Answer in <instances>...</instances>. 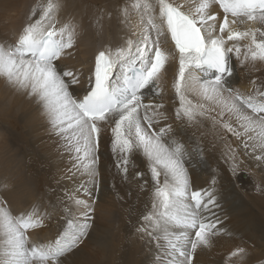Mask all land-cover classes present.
I'll return each mask as SVG.
<instances>
[{
  "label": "snow or ice",
  "instance_id": "obj_1",
  "mask_svg": "<svg viewBox=\"0 0 264 264\" xmlns=\"http://www.w3.org/2000/svg\"><path fill=\"white\" fill-rule=\"evenodd\" d=\"M215 6L223 12L222 21L213 12ZM60 9L59 0L37 3L15 43L0 41V79L41 106L69 157L62 179L75 184L51 204L53 211L63 213L65 226L49 243L32 242L29 232L42 227L51 213L32 205L13 214L0 196V264H60V258L86 238L94 213L93 189L99 190L98 151L106 126L111 128L114 167L122 180L128 181L129 169L136 168L134 154L147 164L153 182L151 206L135 231L156 249L154 264H192L196 250L210 247L222 231L217 227L222 221L213 212L220 207L217 176L208 188L193 190L188 167L203 162V148L194 146L189 153L171 124L156 127L167 116L164 105L153 103L149 93L160 95L166 65L177 59L172 83L179 102L176 119L189 127L210 121L219 139L225 136L218 130L230 133L245 155L264 165V81L251 80L250 94L231 81L233 56L242 66L251 63V71L260 70L257 62L264 63V30L233 27L245 22L264 25V0H128L119 9L120 23L133 30L136 39L99 50L87 73L57 63L74 56L79 27L71 20L61 23L56 18ZM37 10L39 18L33 19ZM133 17L138 18L135 24ZM103 18L101 9L95 17L98 28ZM162 37H170L174 52L161 46ZM82 84L86 86L77 94L73 86ZM224 157L236 175L243 163L237 147L226 142ZM144 176L141 171L133 174ZM147 183L144 180L141 190ZM246 254L237 248L231 257L242 261Z\"/></svg>",
  "mask_w": 264,
  "mask_h": 264
},
{
  "label": "bare ground",
  "instance_id": "obj_2",
  "mask_svg": "<svg viewBox=\"0 0 264 264\" xmlns=\"http://www.w3.org/2000/svg\"><path fill=\"white\" fill-rule=\"evenodd\" d=\"M42 2L44 0H0V41L15 43L33 6ZM59 3L61 9L56 18L61 23L71 20L79 27L74 56L64 57L62 61L57 62L58 64L63 63L87 73L92 68L94 56L99 50L105 47L115 49L123 45L126 39H136L134 31L120 23L119 9L128 3V0H59ZM101 9L104 10V18L101 21L102 28H98L95 17ZM213 12L222 21L223 12L218 6L213 8ZM108 13H111V18ZM38 18L39 10L33 19ZM137 19L133 17L132 23L135 24ZM233 27L239 30L249 27L264 30V25L253 22ZM231 43L233 42H229ZM239 43L243 45L248 41ZM161 46L174 52L169 37L161 38ZM231 63L234 68L232 85L239 88L242 93L250 94L254 91L251 80L256 79L257 83L264 81V63H256L259 71H251V63L242 66L235 56L232 57ZM166 69L161 80L163 91L159 96L149 93L153 103L164 105L162 111L167 116V120H161L156 127L171 124L189 153H192L194 146L203 148V162L196 163L195 167H188L191 186L195 190L206 189L215 174L216 187L220 193L218 201L220 207L213 209V212L222 221L217 225L222 231L212 238L210 247H200L196 250L192 264H196L198 258L204 261L202 264H264V206L259 203L261 199L259 193L264 192V165L257 166V161L245 155L238 147L239 142L230 133L218 130L219 134L225 136V140L219 139L218 132L213 130L210 121L205 120L202 125L189 127L186 122L177 120L175 109L179 102L172 88L177 59H171ZM83 86L86 85L73 87L77 94H81ZM144 102L149 103V100L145 99ZM46 126L50 128L44 130ZM111 136V128L106 126L100 140L98 155L103 160L100 167L102 166L105 172L107 183L103 187L104 194L107 199L121 205L117 217L105 214L106 216L98 218L97 223L93 217L90 229L96 228L99 224L98 231H88L90 235L71 252L61 257L60 264H154L153 256L156 249L147 240H141L137 233L132 234L137 242L132 241L137 244L143 243L140 248L130 245L134 249L125 250L126 243L120 242L121 232L136 228L141 222V215L150 208L153 182L147 164L139 154L133 156L136 168L129 169L128 181L122 180L121 175H116L115 159L111 153ZM226 142L237 147L240 160L243 161L240 169L244 172L239 170L233 175L229 171V165L224 157ZM46 143L49 145L48 148H45ZM62 144L61 138L51 130L41 106L0 79V196L4 197L11 210L22 200H31L34 198L33 194H37L36 203H32L31 206L38 205L41 212L50 210L54 216L61 214L58 210L53 211L52 208L41 206V199L48 201V197L56 195L57 186L50 185L42 192L41 188H38L41 178L48 177L50 169H67L70 166L69 157L63 152ZM193 162L195 163V160ZM135 171L144 172L145 176L133 178ZM144 180L148 183L144 190H141L140 185ZM5 185L8 187L5 188ZM255 188L258 193L251 192ZM133 205L139 207L135 209L137 216L129 214ZM111 218L116 220H109ZM106 229L107 237L100 240L98 236L104 235ZM127 238H130L129 235ZM237 248L246 249L247 254L242 261L239 257H231V253Z\"/></svg>",
  "mask_w": 264,
  "mask_h": 264
},
{
  "label": "rangeland",
  "instance_id": "obj_3",
  "mask_svg": "<svg viewBox=\"0 0 264 264\" xmlns=\"http://www.w3.org/2000/svg\"><path fill=\"white\" fill-rule=\"evenodd\" d=\"M49 128H50L49 126H46V129H44V130H48ZM48 147H49V145L46 143L45 144V148H48ZM112 156H114L113 153H112ZM102 161L103 160L100 159L99 160V165H98L99 166V172H100V176H99V181H100L99 189H100V191L97 192V190L93 189V193H92V197H91V199L95 200L94 213H93V217L95 218V223L99 222L98 218H101L102 216H106L105 214L111 215L110 217H112V216L117 217L118 209L121 206L119 203H116V202H113V201L107 199L106 195L104 194L103 187L105 185H107V183L105 181V179H106L105 178V172H104L102 166L100 167V164L102 163ZM65 170L66 169H64V168H59L58 170L57 169H50L48 177L41 178L40 185H39V188H38V189L41 188V192L46 187H48L50 185L57 186V188H56L57 190H55L56 195L48 197V201H45V200L41 199V206H45L47 208H51V204L56 202L57 196L61 194V191L63 189H72L74 187L75 181L62 179V176L65 175ZM240 171L244 172V170H242V169H240ZM116 175L119 176V174H117V173H116ZM256 188L253 189L251 192L252 193H258ZM198 189H203V188H198ZM193 190H195V188ZM33 195H34L33 199H31V200H27V199L22 200L17 206L13 207V210H11L13 212V214H18L20 211L26 210L27 207L31 206L32 203H36L37 194H33ZM80 195H81V197L85 198L83 196V194H80ZM259 195L261 196V199H260L259 203H261L264 206V192H262V194L259 193ZM136 206L137 205H133L131 210H129V214L130 215H132V216L136 215V210L139 208V207H136ZM105 208H107V209H105ZM46 211L51 213V218L45 220L44 221V225L42 227H40V228H38L36 230H30L29 236H30V239H31L32 242H36V243H49L48 241H53L54 242L58 238L60 232L63 230V228L65 226V221L61 218L63 216V213L61 211H60L61 214L60 215H56V216H54V214L52 212H50V210L49 211L46 210ZM263 212H264V210H263ZM109 220H116V219L111 218ZM98 225L96 226V228H93L94 230L90 229L89 231L90 232H97L98 231ZM133 229L135 230L136 228H133ZM133 229L131 231L128 229L129 232L127 230V232H121V234H120V242L121 243H126V244H124L125 250H131L132 251L134 249L133 247L140 248L142 246L141 244H143V243H140V244L139 243L138 244L135 243L137 241H135V238H134V236L132 234L135 235L136 231H133ZM107 232H108V229H106V233L104 235L98 236V238L100 240H103L104 237H107V234H108ZM89 235H90V233H88L87 236H89ZM128 235H129L130 238H127ZM132 236H133L134 239L131 238ZM124 237H125V240H124ZM126 239L129 240L131 243L129 241H127ZM132 240H134L135 242L132 241ZM117 242L119 243V241H117ZM117 242H116V244H117ZM130 245H132L133 247L130 246ZM198 259H197L196 264L197 263L198 264H202L204 262V261H200Z\"/></svg>",
  "mask_w": 264,
  "mask_h": 264
}]
</instances>
